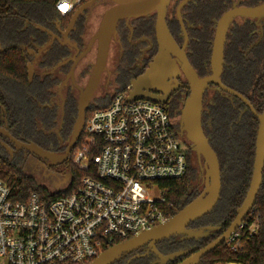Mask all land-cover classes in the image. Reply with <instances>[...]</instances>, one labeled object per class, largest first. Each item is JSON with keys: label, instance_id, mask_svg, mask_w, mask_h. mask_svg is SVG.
I'll list each match as a JSON object with an SVG mask.
<instances>
[{"label": "flooded vegetation", "instance_id": "flooded-vegetation-1", "mask_svg": "<svg viewBox=\"0 0 264 264\" xmlns=\"http://www.w3.org/2000/svg\"><path fill=\"white\" fill-rule=\"evenodd\" d=\"M90 1L87 0L84 4ZM117 1L120 3L123 0ZM118 2L97 0L77 17L76 13L52 19L19 16L23 29L22 41L13 47L20 50L25 74L22 75L21 83L0 74V129L8 131L17 142L42 149L52 155H64L67 152L79 115L80 100L96 71L100 43L99 39L94 38L107 13L120 6ZM263 4L264 0H171L166 11V24L177 50L165 49L164 52L169 55L168 68L161 70L160 78L154 77L135 91L137 96L154 97L165 102L162 106L173 121L178 137L189 145V158H196L202 182L203 173L199 159L180 127L185 103L193 93L187 77L188 69H193L200 79L211 77L217 31L222 18L230 12L255 9ZM157 20L158 13L152 12L139 17H125L118 21L110 37L106 65L101 70L87 108V119L94 110L101 108L97 106L100 101L110 102L121 93L130 96L133 83L151 70L161 53L156 29ZM0 45L6 52L7 48L1 43ZM5 52L0 54V57ZM263 62L264 17L235 16L226 33L222 84L235 90L230 71L239 68H260ZM245 73L248 75L247 71ZM9 85H14L18 91L11 94ZM240 94L248 100L244 94ZM217 97L232 105L240 116L250 110L244 102L210 83L203 95V130L208 127L207 118L216 107ZM11 101H19L17 113L23 125L21 132L16 131V134L10 132L7 120V107L12 104ZM0 147L6 150L11 160L19 163L23 172L27 168L26 165L31 163L36 169L43 168L57 175L64 174L66 179L63 183L72 179L71 190L74 188L76 168L72 160L77 146L71 150L66 162L59 166H48L49 161L41 159L28 149H20L1 133ZM207 227L211 226L197 225L194 222L188 229L200 230ZM219 231L223 234L226 230ZM211 237L212 235L207 238ZM171 239L181 242L193 241L181 240L182 237ZM216 239L218 237L212 238L208 245ZM141 250L145 251L143 255L152 253L148 247ZM199 251L200 249L191 247L175 252H184V255L167 264H182ZM154 264H160L158 257Z\"/></svg>", "mask_w": 264, "mask_h": 264}, {"label": "built area", "instance_id": "built-area-1", "mask_svg": "<svg viewBox=\"0 0 264 264\" xmlns=\"http://www.w3.org/2000/svg\"><path fill=\"white\" fill-rule=\"evenodd\" d=\"M86 1L58 0L55 10L68 17ZM82 137L73 164L84 177L71 193L18 202L0 180V264H91L172 218L155 183L184 178L190 158L162 105L118 94L92 113ZM261 218L254 207L227 239L231 252L259 233Z\"/></svg>", "mask_w": 264, "mask_h": 264}, {"label": "trees", "instance_id": "trees-1", "mask_svg": "<svg viewBox=\"0 0 264 264\" xmlns=\"http://www.w3.org/2000/svg\"><path fill=\"white\" fill-rule=\"evenodd\" d=\"M57 1L0 0V43L7 48L5 54L0 57V74L5 75L9 80L22 82V75L25 72L22 67L20 50L13 47L19 45L22 41L23 29L19 22V16L30 19L63 18L55 10ZM246 71L248 75H246ZM230 75L233 88L244 94L255 111L262 114L264 110V62L260 68L233 69L230 71ZM15 89L14 85H9L11 94L15 93ZM111 102L100 109L109 107ZM11 103L13 105L10 104L7 107V120L10 132L16 134V131L21 132L20 128H23V125L17 113L19 101H11ZM238 103L245 107L242 103ZM215 104L216 107L213 108L211 116L207 118L208 127L204 131L220 161L222 173L221 198L216 208L209 215L195 223L221 228V231H225L235 221L238 209L242 206L250 188L259 121L250 110L240 116V113L232 105L219 97L216 98ZM91 115L92 113L88 115V118ZM82 140L83 137L78 142L77 147ZM97 153V151L94 152L95 155ZM82 177H84V174L76 169L75 183L79 184L80 180L78 181V178L81 179ZM0 180L8 185L14 200L18 202H25L32 193H38L41 197H53L48 195L46 190L41 188L33 177L23 172L19 163L16 160H11L2 147H0ZM197 183H200L201 188L204 185L199 178L198 168H189L182 179L155 183L161 190L166 191L165 194L171 207V217L175 216L200 195L201 190H198ZM255 207L257 213L262 216L259 233L252 238H246L240 252H231L224 243L205 256L200 264H216L217 262L226 264H264V173L263 185ZM221 234L220 231H216L211 238L189 242H181L177 239L165 240L159 244L158 250L162 254H172L191 247L201 250L208 246L212 238H219ZM120 243L121 241H117L107 249ZM144 252V250H141L124 255L115 264H154L157 256L152 253L143 255Z\"/></svg>", "mask_w": 264, "mask_h": 264}, {"label": "water", "instance_id": "water-1", "mask_svg": "<svg viewBox=\"0 0 264 264\" xmlns=\"http://www.w3.org/2000/svg\"><path fill=\"white\" fill-rule=\"evenodd\" d=\"M97 0H91L89 3L84 4L76 12L77 17L81 12L91 6ZM118 2L117 0H114ZM171 0H123L118 2L120 6L115 10L107 13L105 16L99 32L96 34L94 40L99 39L100 50L99 58L96 66V71L89 83L86 93L80 100L79 115L74 126L73 135L64 155H52L33 146L23 145L14 140L5 129H0V133L8 137L18 147L30 150L32 153L37 154L41 159L49 161L48 166H59L66 162L69 153L74 149L79 140L81 139L84 128L86 125V112L91 102L92 95L96 89L99 75L101 70L106 65L107 53L109 49V42L112 33L115 31L118 21L125 17H139L147 15L152 12L158 13L157 20V34L161 46V53L157 57L156 62L151 70L139 81L133 83L132 92L129 96V101L134 102L137 100H148L156 104L164 105L165 102L161 99L146 96H137L135 91L141 88L144 84L153 80L154 77H161L160 72L168 68L169 55L164 52L165 49L173 48L177 50V45L170 35L166 24V11ZM241 15L249 18H262L264 17V4L255 9H243L241 11H233L226 14L218 27L215 49L213 53V75L211 77L200 79L193 69H188V80L191 84L192 95L185 103V107L181 116V132L186 134L187 139L192 144V149L196 153L201 173H203L204 188L201 194L185 206L175 216L170 218L165 224L159 225L150 231L144 232L141 235L122 242L116 246L109 248L106 252L101 254L91 264H115L124 255L135 253L148 247L160 260V264H167L178 257L184 255L182 253H174L171 255H163L158 249L157 245L165 240L173 237H182L181 240H200L209 237L213 232L221 230V228L207 227L200 230L188 229L191 223L197 222L202 218L209 215L218 205L221 192H222V173L220 161L217 153L212 148L209 139L205 135L202 123V109H203V95L204 90L208 84L214 83L228 94L238 98L244 102L250 111L259 121L256 145H255V158L253 165V175L250 183V188L247 193L246 199L242 206L238 209V214L232 225L221 235L220 238L203 248L191 258L182 264H199L201 260L210 254L212 251L223 245L232 233L240 227L250 212L256 205L257 197L263 185L264 173V110L262 114H258L251 103L240 93L235 90L229 89L222 84L221 75L223 73L224 64V45L226 41V33L233 18ZM5 50L0 45V54Z\"/></svg>", "mask_w": 264, "mask_h": 264}, {"label": "rangeland", "instance_id": "rangeland-1", "mask_svg": "<svg viewBox=\"0 0 264 264\" xmlns=\"http://www.w3.org/2000/svg\"><path fill=\"white\" fill-rule=\"evenodd\" d=\"M108 102H102L100 101V103L97 104V106H105ZM100 110V109H98ZM180 144L182 146V149L187 152L189 145L188 143H186L183 139H179ZM189 162V168H198L197 165V161L195 156L190 158V160H188ZM24 167V166H23ZM26 169H25V173L31 177H33L36 182L38 183V185L41 188H44L47 192L48 195L50 196H55V195H63V194H67L72 187L73 184V180L69 179V182L67 183H63V180L66 179L65 175H57L51 171H47L43 168H39L36 169L31 163H28L26 165ZM75 168V167H74ZM69 173V171H67ZM67 176V175H66ZM80 180V178H78V181ZM198 186V190H202L204 187L201 188L200 183L196 184ZM226 243V242H225ZM216 264H226V263H220L217 262ZM230 264V263H229Z\"/></svg>", "mask_w": 264, "mask_h": 264}]
</instances>
